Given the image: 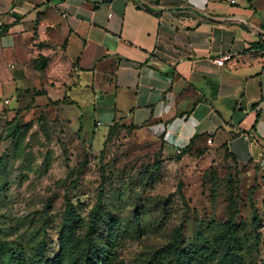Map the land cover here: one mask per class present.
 <instances>
[{
  "label": "crops",
  "instance_id": "obj_1",
  "mask_svg": "<svg viewBox=\"0 0 264 264\" xmlns=\"http://www.w3.org/2000/svg\"><path fill=\"white\" fill-rule=\"evenodd\" d=\"M29 100L86 133L137 131L164 157L260 161L264 0H0V130Z\"/></svg>",
  "mask_w": 264,
  "mask_h": 264
},
{
  "label": "rangeland",
  "instance_id": "obj_2",
  "mask_svg": "<svg viewBox=\"0 0 264 264\" xmlns=\"http://www.w3.org/2000/svg\"><path fill=\"white\" fill-rule=\"evenodd\" d=\"M27 105L0 130L1 264H20L16 253L29 264L39 251L47 261L60 255L66 197L83 224L65 237L79 243L102 193L95 241L104 245L115 226L116 264H142L178 234L184 248L201 249L219 240L230 221L239 225L238 254L247 264H264V241L257 239L264 158L240 164L226 147L164 157L137 131L88 124L94 131L86 133L66 110Z\"/></svg>",
  "mask_w": 264,
  "mask_h": 264
},
{
  "label": "trees",
  "instance_id": "obj_3",
  "mask_svg": "<svg viewBox=\"0 0 264 264\" xmlns=\"http://www.w3.org/2000/svg\"><path fill=\"white\" fill-rule=\"evenodd\" d=\"M118 127L120 126L113 127L109 131ZM16 131H18V129ZM190 149L191 148L185 149L181 154L186 153ZM181 154H178L179 156L177 155V157H180ZM229 154L239 163L233 154L230 152ZM102 196L103 193L100 194V203L97 206V211L101 208ZM66 203L64 227L62 228L60 239V255L52 261H47L39 251L36 257L37 259L32 264H116L117 252L114 246L117 244V236L114 233L115 226L110 227L105 244L98 245L95 239L99 235L100 228L96 211V213L92 214L89 223H87L85 231L82 232L83 236L79 243L71 242L70 238L65 237V231L74 233L82 226L83 222L75 205L71 203L68 197H66ZM263 229V225L258 226V242L264 241V234L259 233ZM238 231L239 225L230 221L226 224L225 234L221 236L219 240L206 241L205 247L195 250L184 248L182 236L178 234L173 242L149 257L142 264H190L191 262H193V264H206L207 257H211L212 264H247L244 257L237 252L241 250V243L237 242ZM217 250H219V253L214 256L213 254ZM15 259L20 264H29L22 259V255L17 253L15 254Z\"/></svg>",
  "mask_w": 264,
  "mask_h": 264
},
{
  "label": "built area",
  "instance_id": "obj_4",
  "mask_svg": "<svg viewBox=\"0 0 264 264\" xmlns=\"http://www.w3.org/2000/svg\"><path fill=\"white\" fill-rule=\"evenodd\" d=\"M232 60V57L230 54H225L217 59L214 60V64L218 67H223L226 65V63L230 62ZM8 101H6V104ZM100 125V124H99Z\"/></svg>",
  "mask_w": 264,
  "mask_h": 264
}]
</instances>
